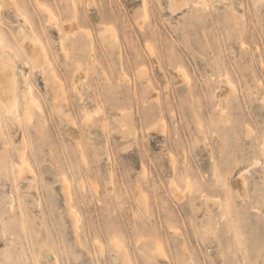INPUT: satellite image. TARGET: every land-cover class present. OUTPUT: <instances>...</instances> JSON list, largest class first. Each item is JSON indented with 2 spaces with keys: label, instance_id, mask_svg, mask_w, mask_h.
Wrapping results in <instances>:
<instances>
[{
  "label": "rangeland",
  "instance_id": "rangeland-1",
  "mask_svg": "<svg viewBox=\"0 0 264 264\" xmlns=\"http://www.w3.org/2000/svg\"><path fill=\"white\" fill-rule=\"evenodd\" d=\"M0 41V264H264V0H0Z\"/></svg>",
  "mask_w": 264,
  "mask_h": 264
},
{
  "label": "bare ground",
  "instance_id": "bare-ground-1",
  "mask_svg": "<svg viewBox=\"0 0 264 264\" xmlns=\"http://www.w3.org/2000/svg\"><path fill=\"white\" fill-rule=\"evenodd\" d=\"M64 28H65L66 31H68V30H71V29L75 28V26L72 27V26H69V25H65ZM85 30H87V29H85ZM105 31H109V28L106 27ZM85 33L87 35L90 34L89 30L85 31ZM23 42H24V45H25L27 51L29 52V54L32 57H33L34 54H36V55L39 56V59L41 58V54L43 52L42 51V46L40 45V43L38 42V40L36 38L26 36ZM4 65H8L6 71L2 70ZM230 83L231 82H229L228 78H225L224 81H221V83H219L220 84L218 86L219 90L215 94H217V96H219V97L226 96L227 93L231 90V88L233 86V85L231 86ZM31 102L33 104H36L34 102V100H32ZM0 103H1L2 106H4L3 108L5 109V111H6V109L11 108L12 105L15 104L16 105L15 112L18 113L19 102H18V97H17V94H16V81H15V77H14V72H13V69L10 67V65L7 62H5V61H3L1 59H0ZM25 112H27L28 116L31 117V114H32L31 106H25ZM13 116L15 118H17L16 117L17 115L14 114ZM1 121H2V117H1V112H0V129L2 127ZM20 156H22V155H20ZM22 158H24V157L22 156ZM22 164L24 166L25 164H27V161L25 162L24 159H22L20 165H22ZM239 177H241V176H239ZM241 185H242V183H241ZM232 186L237 188L236 186H234V184H232ZM210 204H211V201L207 200V208L208 209L210 208Z\"/></svg>",
  "mask_w": 264,
  "mask_h": 264
},
{
  "label": "snow or ice",
  "instance_id": "snow-or-ice-1",
  "mask_svg": "<svg viewBox=\"0 0 264 264\" xmlns=\"http://www.w3.org/2000/svg\"><path fill=\"white\" fill-rule=\"evenodd\" d=\"M202 6H204V5H200V4H197V5H196V7H202ZM2 43H3V42L0 41V44H2ZM7 67H8V65H4L2 70H3V71H6V70H7ZM0 107H4V106L0 105ZM15 109H16V105H15V104L12 105L11 108L6 109V111H7V115H8V116H13V115L15 114V115H17V117H18V113L15 112ZM26 115H28L27 112H26ZM30 120H31V117L29 116V122H30ZM261 151H262V153H264V144H261ZM255 163L260 164V163H262V161H261V160H257ZM220 182H221V181H220V179L218 178V179H217V183H220ZM190 189H191V181H187V187L185 188V191H188V190H190ZM98 243H99V242H98ZM113 243H116V242L113 241Z\"/></svg>",
  "mask_w": 264,
  "mask_h": 264
}]
</instances>
